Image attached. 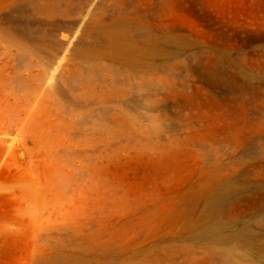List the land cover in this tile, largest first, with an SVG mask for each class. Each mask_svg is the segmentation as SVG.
Returning <instances> with one entry per match:
<instances>
[{
	"label": "rangeland",
	"instance_id": "obj_1",
	"mask_svg": "<svg viewBox=\"0 0 264 264\" xmlns=\"http://www.w3.org/2000/svg\"><path fill=\"white\" fill-rule=\"evenodd\" d=\"M0 264H264V0H0Z\"/></svg>",
	"mask_w": 264,
	"mask_h": 264
},
{
	"label": "bare ground",
	"instance_id": "obj_2",
	"mask_svg": "<svg viewBox=\"0 0 264 264\" xmlns=\"http://www.w3.org/2000/svg\"><path fill=\"white\" fill-rule=\"evenodd\" d=\"M36 2V1H35Z\"/></svg>",
	"mask_w": 264,
	"mask_h": 264
}]
</instances>
